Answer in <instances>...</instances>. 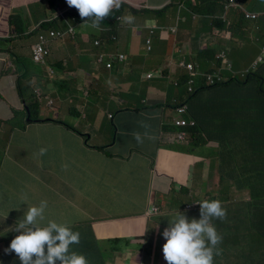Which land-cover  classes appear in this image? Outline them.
<instances>
[{
    "label": "crops",
    "instance_id": "0c3cea01",
    "mask_svg": "<svg viewBox=\"0 0 264 264\" xmlns=\"http://www.w3.org/2000/svg\"><path fill=\"white\" fill-rule=\"evenodd\" d=\"M122 1L125 3L121 9L122 17L131 14L134 20L117 29L119 35L123 36V45L129 42L131 33L134 40L131 44L132 55L126 62L109 70L102 63L99 64L97 58L103 49L107 53L111 51L105 44L101 45L104 42L101 36L104 30L100 25L91 27V21L85 23L87 18L76 22L65 14L61 8L69 7L66 0H0V153L5 172L8 171L12 177V187L16 192V198L10 201V205L21 208L25 196L39 191L52 196L57 204L54 220L69 224L73 231L79 230L83 237L88 236L86 241L96 244L98 252L91 257L90 264L122 263L123 256L126 258L129 253L136 257L135 264H157L158 250L165 242L162 232L168 226V219L177 210L190 219H199L200 209L190 211L185 207L194 206L210 197L204 188L201 196L191 197L187 175L192 179L195 173L201 187L213 183L214 188H219L221 194L217 199L225 202L229 211L234 200H247L248 190L244 186L239 189L235 182L221 175L223 168L237 162L240 163V170L236 171L237 178L253 172H259L264 177V152L260 153L257 149L258 144L264 145V140L260 139L264 136V123L259 122L258 118L257 123L253 124L257 116L242 113L244 117L249 116L251 122L243 124L241 133L231 132L225 138L232 148L224 143L210 142L208 149L201 152V155H206V164L199 168L198 164L203 160L188 152L192 144H171L163 139L164 135L159 136L161 112L158 114L151 109L164 101L169 85L161 79L159 85L163 92L149 88L147 94L143 92L139 96L136 79L162 61L161 69L177 72L180 59L189 61L196 57L197 51L201 50L200 42H213L208 48L212 47L217 53L227 50L231 75H241L261 56L264 37L262 48L254 44L247 45L246 38L240 41L244 43L242 47L237 37L232 40L225 30H214L212 22L223 13L220 0H197L196 3L203 6L211 2L210 7L203 8L208 16L199 17L198 21L186 8L179 6V2L182 3L180 0ZM251 13L264 15V5L255 4ZM228 15L229 20L235 22L239 13L233 10ZM27 16L30 17L25 19ZM48 19L54 20L51 26L63 32L62 36L50 38L45 34ZM178 21L179 27L175 33H171L170 30L175 28L173 26ZM146 23L158 26L152 35L150 54L155 64L149 60H134L133 57L149 37V34L144 33ZM261 26L264 28V24ZM218 27L221 28L220 25ZM134 28H143L139 30L142 35L135 33ZM39 35L44 37L49 50L44 64L31 60V48ZM249 50L251 52L247 54ZM211 65L209 60L198 63V71L204 74V69L209 70ZM234 70L237 72L233 73ZM132 71L136 79L130 76ZM150 73L147 72V75ZM88 80L91 82L90 92ZM35 89L36 99L32 94ZM120 94L129 97L134 115L119 113L120 107L115 101ZM147 106L148 109H145ZM32 113L36 118L29 122ZM38 118L49 121L34 123ZM55 118L66 120V129L53 123ZM130 119L144 127L145 134L136 129L135 136H140L139 139L136 137L137 142L145 143V154H132L134 148L130 145L135 144V138L133 133L127 131ZM103 130H108L109 135L102 133ZM253 131L255 140L249 138ZM31 135L35 136L36 141L30 145L27 137ZM149 142L153 143L150 149L147 146ZM65 143L70 146L69 152H73L76 144L89 152L91 147L104 148L101 154L127 172L124 181L115 186L93 188L88 194L87 188L79 187V180L82 177L81 183L84 185L85 182H92L93 177L84 167L81 175L79 170L75 173L73 169H65ZM41 148L47 149L44 155L39 154ZM189 158L193 159L191 163L188 162ZM184 163L190 167V170L184 171L186 174L180 171ZM252 164H256V167ZM197 169L201 171L197 172ZM86 173L90 174L89 178H86ZM164 174H167L168 179L162 181L160 177ZM108 189L113 191L112 195L108 194ZM137 189L143 191L145 199L136 210L134 199L133 205L126 203L130 202L129 193L134 195ZM89 195L97 198L90 205ZM121 196L125 198V204L118 203ZM47 198L45 195L43 200ZM153 206L159 207L160 211L148 215V209ZM103 207L108 213L99 211L98 208ZM253 209L258 214L264 211L258 206ZM242 218L244 216L238 212H228L225 220H213V224L219 234L225 225L239 227V234L244 228V236L248 234L247 227L258 232L257 229L263 226L262 220L251 223L249 218L250 223L247 224L242 222ZM128 240H132V243ZM110 241L114 248L107 243ZM240 243L245 245V237ZM226 246L227 243L222 239L218 246L220 255L214 257V264H235L233 261L238 260L246 264L247 257L237 256L234 252L225 254L223 251ZM120 248L121 251L118 250Z\"/></svg>",
    "mask_w": 264,
    "mask_h": 264
},
{
    "label": "clouds",
    "instance_id": "9594fccd",
    "mask_svg": "<svg viewBox=\"0 0 264 264\" xmlns=\"http://www.w3.org/2000/svg\"><path fill=\"white\" fill-rule=\"evenodd\" d=\"M180 1L182 3L179 2V6L181 8H186L194 18H197V21L199 20V17L205 18V16H208L203 11L204 6L201 3H196L197 0ZM220 1L222 3L223 13L212 22V26L214 27L213 29L225 30L232 40H234L236 39L234 32L237 31L233 30V26L236 24V22L229 20L230 17L228 13L233 10L237 11L239 8L245 11L242 3L247 2V4H250L249 0H243V2L240 0ZM66 3L69 7L61 8L65 10V14L69 16L68 12H70L71 14L77 15L76 12H78L82 20L87 18L85 23L91 21V27L93 28L99 27L100 25L104 32L106 30V24L117 28L124 26L125 23L131 24L134 20V17L131 16V14H129L127 17H122L121 9L125 6V3L122 0H66ZM256 4L264 5V0H256ZM198 7H200V11ZM245 13L247 20H251L253 18V14L251 12L247 13V11H245ZM224 17H226V20ZM239 17H241V14H239L236 19ZM236 19L234 21H236ZM53 22V19H48V21L45 23L47 27L44 30L45 34L50 38L62 36L63 32L57 31V29H54L52 26L48 25V23ZM219 25L221 28L218 27ZM152 26L153 28L150 29H148L147 26H144L145 30H149V37L146 39L144 48L146 54L152 53V35L154 34V30L158 27L156 25ZM173 27L175 28L170 30L171 33L176 32V28L179 27V21L176 22ZM144 29L134 28V32L139 35L141 33L139 30ZM259 30V26H256L253 32H258ZM50 32H54L56 34L50 36ZM238 38L245 39L244 37H237V40ZM115 40L116 36H111V41ZM38 41L39 37L33 46L38 43ZM212 43L207 44L205 42H200V49L205 50ZM103 44L104 43H101V45ZM98 45L99 43L95 46ZM45 48L49 55V50L48 47H46V44ZM210 50L214 52L215 60L211 61L212 65L211 68L207 70V74H202L198 71V61L196 62L197 64H194L186 59L179 60L178 67L183 68L184 70L187 69V72L191 77L186 82L188 93L194 92V88L192 86L194 77H204L206 75L207 81L213 85L217 83L223 84L226 82L227 78L221 75L220 72H228L227 74H231L232 70L228 63L227 50L220 51L219 53H217L215 49H212V47H210ZM198 53L199 51H197L196 56ZM48 55L45 57L44 63L46 62ZM97 58L98 63H102L109 70L113 69L115 65L124 63L126 61V57L122 53L114 54V52L111 51L110 53H107L105 49L97 54ZM219 62H221L220 66H218ZM108 63H111L112 67H108ZM189 64L193 65L194 67L192 71L186 67V65ZM263 64L264 50L250 69L255 70L257 67H261ZM249 70L241 75H237V80L241 81L242 79H245L249 75ZM163 71L168 72L167 76H163ZM176 74L177 72L171 73L168 70L162 69L158 71L157 75L150 73L146 76V78L153 79L155 76L163 77L169 81L175 82V86H177L178 82L174 78ZM209 76L212 77V81L209 80ZM239 76L241 79H238ZM32 94L34 99L38 98L37 89H35ZM167 94H169L168 90L166 93V98ZM166 98L161 104H156L154 105L156 107L151 109V111H156L158 114L161 112L159 136L164 135L163 139L167 140L171 144L190 146L192 144V136L186 129L188 127H195L196 123L195 121L188 118V105L184 103L180 104V102L178 103L177 99L174 97H172L170 102H167ZM165 107L170 109L168 114L164 113ZM182 108H184L185 111L180 113L179 109ZM145 109H148V106L145 107ZM178 121H185L186 124L180 125ZM4 122L9 123L8 120H4ZM171 126L176 127L177 130H171ZM103 149L104 148H101V151H103ZM46 151V148H41L39 150V154L44 155ZM248 201L249 197L247 200H234L230 205V211L227 209V206H223L220 200H203L198 203L199 205H188L193 206L190 211L200 209L199 219H190L185 213L177 210L174 216L168 219V226L162 232V237L164 238V241H166L162 246L164 260L167 262V264H214V257L220 255V249L218 246L222 242V239L225 240V233L231 237L230 243L232 245L237 244L241 240H239V236L236 235L239 233L237 232L236 228L239 227H234L231 225L230 230L228 229V231H224L222 227L219 234L215 225L213 224V220H225L228 212L239 213V210H243V207L248 204ZM240 205L243 207H239ZM253 206H258V208L262 209L264 208V201L253 204ZM47 207L48 204L45 200H41L38 205L27 207L23 216L16 222L15 232L18 233V235H16L11 240L8 248L5 251L14 252L19 258L20 264H89L87 257L78 253L72 247L73 245H78L80 243L81 234L78 231H73L72 227L67 223H58L55 220L47 219L45 216ZM185 208H187V206ZM252 210L255 211L253 208ZM159 211V207L153 206L148 209L147 214H156ZM241 216L243 217L244 215L242 214ZM236 221L240 223L239 220ZM242 222H244L243 218ZM246 223L248 224V222ZM131 254L134 256L133 253ZM247 262L248 257L246 264ZM233 263L243 264L239 260L233 261ZM253 264H264V257H260Z\"/></svg>",
    "mask_w": 264,
    "mask_h": 264
},
{
    "label": "trees",
    "instance_id": "16d2710c",
    "mask_svg": "<svg viewBox=\"0 0 264 264\" xmlns=\"http://www.w3.org/2000/svg\"><path fill=\"white\" fill-rule=\"evenodd\" d=\"M240 1L243 2V0ZM249 3L255 5L256 0H249ZM246 4L247 2L242 3L243 6ZM76 13L77 15L68 12L70 17L74 18L76 22H79L81 18L78 12ZM237 13L241 14V19L236 23V25L234 23L233 24L237 28H239V30L242 29L243 31L244 29L246 31L245 34L247 37L251 34V32L255 30L256 26L263 28L261 24H264V15H257L253 13V18L251 20H247L245 16L246 13L245 11H243V9H237ZM51 24L52 23H48L49 26H51ZM234 33L236 37H239L241 31H237ZM260 37V41L262 43L264 36ZM208 59L210 61L215 60L214 52L211 51L210 48L199 51L198 55L189 61L197 64L195 62L198 61L199 63H206ZM149 61L155 64L152 58H150ZM220 65L221 62H219L218 66ZM153 68H159V64L155 65ZM204 70L207 74L208 71L206 70V68ZM253 72L254 70L250 69L249 75L241 81H238L235 75L228 76L226 72H220L221 75L227 78L226 82L223 84L217 83L213 85H211L209 81H207L206 75L204 77H194L192 84L194 88L193 93H188L187 91L186 82L191 77L183 68H180L177 71V74L174 76V78L178 82L177 86H175V82L169 81V94H172V96L177 99L178 103L180 102V104L184 103L188 105V118L195 121L196 123L195 127H188L186 130L192 136V145L189 148L188 152L191 154H196L197 156H199L198 158L203 160V162L198 164L199 168H203L205 166L206 160L204 158H206V155H201L198 148L202 146V150L208 149V145L210 142H216L217 144L224 143L228 145V147H231L230 143L225 140V138L231 132L237 134L241 133L244 130L243 124L251 122L250 117H244L243 115H241L242 113L245 112L249 115L255 114L257 118L255 119V121H253V124L254 122L257 123L258 118H260L259 122L264 123V64L261 67H257V71L255 73ZM167 73V71H163V76H167ZM32 115L30 116L31 119L29 120V122H33L34 118H36V116H34V113H32ZM48 121L49 119L40 120L38 118L34 123H45ZM25 123L28 122H24V124ZM249 138H251V140L256 139L255 131H253ZM260 139L264 140V136H261ZM27 141L30 145L35 143V136H28ZM257 149L260 153H263L264 145L258 144ZM239 164L236 162L234 165L232 164L229 167L223 168L224 172L222 173L221 177L230 179L231 181L235 182V185L238 186L239 189L244 186L248 190V204L244 206L246 208L240 205L239 207H243V210L240 209L239 213L240 215H242V213H245L248 218H251V223H254L257 220H262L263 226L257 229L260 231L261 239L259 242V239L251 236L250 233H256L255 229L247 227L248 234L247 236H243L246 239L245 245L243 246L240 243L241 241H239L237 244L232 245L230 243L231 237L227 233H225V242L227 243V246L224 247L223 252L225 254L234 252L237 256L242 257H248L249 254L252 255L253 253H255L260 257H264V211L258 214L252 210V208L255 207L253 206V204L264 201V177H262L259 172H253L252 174H249L247 176L243 175L242 177L240 176L239 178H237L236 171L240 170ZM252 166L256 167V164H252ZM227 171L230 172V175ZM243 190L244 189H242V191ZM211 200H217V197H208V201ZM225 226L223 227L224 231H228V229L230 230V226ZM236 230L237 232H239L240 228H236ZM76 231L81 234L79 230ZM87 238L88 236L83 237L81 234L80 243L78 245H73L72 247L78 253L85 255L90 264L91 257H94L98 251L97 249H95L96 244L93 241H86L85 239ZM163 244L158 250L159 260L155 257L156 262H158L157 264H167V262L163 258ZM14 257L17 258V256Z\"/></svg>",
    "mask_w": 264,
    "mask_h": 264
},
{
    "label": "rangeland",
    "instance_id": "374dc122",
    "mask_svg": "<svg viewBox=\"0 0 264 264\" xmlns=\"http://www.w3.org/2000/svg\"><path fill=\"white\" fill-rule=\"evenodd\" d=\"M204 6L206 8L211 6V2H207L204 4ZM254 4H246L244 5V9L247 12H251L254 9ZM149 12V11H148ZM30 16L25 17V19H28ZM241 17L236 19V23L238 21H240ZM236 25V24H235ZM233 26V30H237L238 32L241 31V34L239 37H244L246 38V43L247 45H258L260 48L263 47V44L260 42V36H264V28H261L258 32H253L251 33L248 37L245 34V30L242 29L239 30V28H237L236 26ZM146 26L148 29L153 28L151 23H146ZM243 32V34H242ZM144 33L149 34V30L144 31ZM142 34L140 33L139 36H141ZM103 40H104V44L111 50L114 52V54H119L122 53L125 57H126V61L129 57H131V44L133 43V39L131 38V33L129 34L128 40L129 42L126 44H122L121 42V37L119 35V31L117 28L110 26L109 24H106V30L105 32H103L101 34ZM111 36H116V40L115 41H111ZM108 38V39H106ZM139 39V38H137ZM244 41L243 38H238V44L240 43V41ZM242 47L244 46V43L241 42L239 44V46ZM145 48V43H143V48L142 49H138L135 51V53L133 54L134 60L137 58V60L144 62L147 60H150L151 55L150 54H146L144 51ZM251 51L249 50V52L247 54H249ZM246 54V55H247ZM246 55L244 57V59L246 58ZM125 61V62H126ZM104 63V62H103ZM161 64H163V61L161 63H159V68H157V70L155 71L154 68H151V70L149 69L147 72H151L152 74H156L158 71L162 70L161 69ZM235 69H237L235 67ZM135 69H133L134 71ZM130 73L131 77H135V74ZM185 71L187 72V69H185ZM257 71V69L254 70L253 73H255ZM147 72L142 75V76H138V79H136V85H137V89H138V95L140 96L141 93L145 92L147 94L148 89L149 88H157L160 91L163 92L161 86L159 85V80L163 79L165 80L166 84L169 83V80L163 78V77H159V76H155L153 79L151 80H147L146 76H147ZM237 71L234 70L233 73H236ZM88 75V73H86ZM132 74V75H131ZM231 74H228V76ZM233 76V75H232ZM238 79H240V76L238 77ZM87 88L89 89L90 92V85L91 82H87ZM167 93V92H166ZM172 94H167V98L166 101L170 102L172 99ZM139 100V99H138ZM45 102H47V98L45 100ZM53 103V102H51ZM116 105L118 107H120L119 113L121 115H134L133 114V109L131 108V101L129 99V97L125 94H120L119 97H117V100L115 101ZM67 110V109H66ZM170 111V109L168 107L164 108V113L168 114ZM53 123L62 126V129H66V127L68 126L67 121H63L60 118H55L53 121ZM128 124V123H127ZM129 125L130 128L127 127V131L133 133L134 138H135V144H131L130 146H133L134 150H132V154H136L139 152H143L144 154L147 151V147L145 145L144 142H137V139H139V135L135 136V131L136 129L140 130L143 132V134H145V130L144 127L141 124L138 123H134L131 119L129 121ZM72 127H74V125H71ZM75 128V127H74ZM171 130H177L176 127L171 126ZM102 133H104L105 135H109V131L108 130H103ZM102 135V134H101ZM114 138V137H113ZM113 140V139H112ZM134 143V142H133ZM153 145L152 142H149L147 144L148 148L150 149L151 146ZM202 146H200L198 148V150H200L199 152H202L201 149ZM70 150V146L68 144L65 143V154H64V165H65V169L67 171L70 170H75V173L79 170V175H81L82 172V168L84 167L93 177L92 182H85L84 185H82L81 181H82V177L79 184V187L83 188H87V192L88 194L90 193L91 189L93 188H98V187H103V185H107V186H115L117 185L120 181H124L127 172L123 171L120 169V167L118 165H116L115 163H113V161L109 158L104 157L101 154V150L97 147H91V152L86 151L82 145L76 144V146L74 147L73 152H69ZM207 150V149H204ZM79 151V152H77ZM76 152V153H75ZM21 154L24 153V151H20ZM74 153V154H73ZM1 153H0V264H20L19 258H15L14 256H17L15 253L13 252H6L5 250L8 248L11 240L18 235V233L15 232V228H16V222L23 216L24 212L26 211L28 206H33V205H38L39 202L41 200H43L44 196L47 195V204L48 207L46 209L45 212V216L47 219H52L54 220V209L57 206L55 199L48 195L47 193H44L43 191H39V193H33L31 195L25 196L23 201V207L21 208H14V206L10 205V201H13L16 198V192L12 187V177L8 174V171L5 172V168L3 166V161H2V157H1ZM136 157H138V155H136ZM191 161H193L192 158H189L188 162L191 163ZM198 162V161H196ZM195 162V164H196ZM187 163V162H185ZM182 164L181 167V172L190 170L189 164L185 165ZM176 169V166H175ZM53 171V170H52ZM201 169H197V172H200ZM86 173L85 176L86 178L90 177V174ZM160 174V172H159ZM184 174H186L184 172ZM160 179H162V181L168 179L167 174H164L160 177ZM187 180L190 181L189 182V190H190V195L193 198L199 197L202 195V188H204V190L206 192H209L208 196L210 197H217L221 194L220 189L219 188H214L212 186L213 183H210L209 185H205L203 187H201L199 180H196V174L194 173V175L192 176V179H190V175H187ZM210 182V181H209ZM154 189V188H153ZM109 195L113 194V191L111 189L107 190ZM130 195V202H127L126 204L131 206L133 205V199L134 201V205L136 210L140 207V205L143 203L144 199H145V194L143 193L142 190L137 189L133 195V193H129ZM205 195H207L205 193ZM209 197V198H210ZM97 200V198L95 199L93 196H88V204L90 205L93 201ZM218 200V199H217ZM125 198L123 196H121L120 200H119V204H125ZM223 206H226L225 202H222ZM100 212L102 213H108L107 209L103 208H98ZM244 215L243 220L245 222H248V224L250 223L249 218L247 217V215L245 213H242ZM251 215V214H250ZM250 227V226H249ZM242 234L237 233L236 235L239 236V240L243 239L244 231L245 229L242 228L241 229ZM256 232V230H255ZM251 236H253L256 239H261V235H260V231L251 234ZM255 235V236H254ZM235 236V235H233ZM129 243H132V240H128ZM109 243V245L111 247L114 248L113 246V242H107ZM119 251H121V248L118 249ZM260 258L259 255L253 253L252 255L249 254L248 255V262L247 264H253L255 261H257ZM123 260L122 263H120V261H117L116 263L113 264H135V256H132L131 253L127 254V257L124 258L123 256Z\"/></svg>",
    "mask_w": 264,
    "mask_h": 264
},
{
    "label": "built area",
    "instance_id": "2783aa9c",
    "mask_svg": "<svg viewBox=\"0 0 264 264\" xmlns=\"http://www.w3.org/2000/svg\"><path fill=\"white\" fill-rule=\"evenodd\" d=\"M56 33H54V32H50V36H53V35H55ZM57 35H58V33H57ZM48 55V52H47V50H46V48H45V39H44V37L43 36H39V41H38V43H36L34 46H33V48H32V60L34 61V62H36V63H41V64H43L44 63V59H45V57ZM182 64H184V63H182ZM107 66L108 67H112V64L111 63H108L107 64ZM186 67L189 69V70H193L194 69V67H193V65H186ZM209 80H211L212 81V77H210L209 76ZM185 111V109L184 108H182V109H179V112L180 113H182V112H184ZM178 123L180 124V125H185L186 124V122L185 121H178ZM193 208V206H187V210H191Z\"/></svg>",
    "mask_w": 264,
    "mask_h": 264
}]
</instances>
